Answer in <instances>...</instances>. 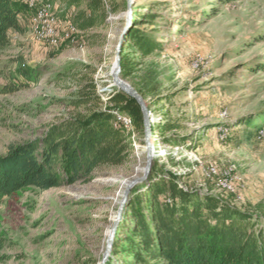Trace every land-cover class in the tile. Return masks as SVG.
Listing matches in <instances>:
<instances>
[{
    "label": "rangeland",
    "instance_id": "374dc122",
    "mask_svg": "<svg viewBox=\"0 0 264 264\" xmlns=\"http://www.w3.org/2000/svg\"><path fill=\"white\" fill-rule=\"evenodd\" d=\"M86 1L69 8L68 0H44L52 11L47 35L38 36L30 18L22 19L21 33L9 34L0 52V84L19 88L0 95V156L91 110L127 115L108 103L116 93L111 72L127 0H103L101 23L79 29L75 15L88 11ZM130 9L129 30L161 43L144 56L127 40L123 55L131 70L121 77L150 107L157 165L179 175L184 189L262 215L264 0H131ZM148 15H155L154 23ZM89 83L99 100L84 99ZM259 114L263 120L252 122L257 128L246 123ZM170 122L176 129L167 137L175 142H164L158 126ZM125 143L119 164L100 166L87 180L1 200L0 264H98L121 191L145 164L144 137ZM229 169L228 191L215 183ZM109 264L122 260L112 256Z\"/></svg>",
    "mask_w": 264,
    "mask_h": 264
},
{
    "label": "trees",
    "instance_id": "16d2710c",
    "mask_svg": "<svg viewBox=\"0 0 264 264\" xmlns=\"http://www.w3.org/2000/svg\"><path fill=\"white\" fill-rule=\"evenodd\" d=\"M82 1L68 0V6H79ZM85 3L88 11L75 15L79 29L100 24L107 11L103 0ZM32 12L23 0H0V52L9 46L11 32L23 31L21 21ZM147 17L149 23L155 22V15ZM127 40L144 56L161 49V43L136 27L129 30ZM120 67L121 77L126 78L131 63L123 48ZM23 75L33 78L27 71ZM89 86L90 93L84 99L99 100L95 86ZM18 88L13 82L0 84V95ZM109 96L111 108L132 118L133 133L114 127L116 119L110 109L91 110L88 115L51 126L43 138L15 145L7 156H0V201L28 189L47 190L87 180L96 168L119 164L125 142L136 134L144 137V118L133 98L117 89ZM255 118L263 120L259 114L246 123L257 128V123H252ZM158 128L164 142H175L176 137H167L176 129L174 122ZM180 178L169 171L165 174L153 160L146 182L136 185L128 195L106 264L112 256L122 264H264V213L253 214L218 196L184 189ZM1 242L0 236V248Z\"/></svg>",
    "mask_w": 264,
    "mask_h": 264
},
{
    "label": "water",
    "instance_id": "95a60500",
    "mask_svg": "<svg viewBox=\"0 0 264 264\" xmlns=\"http://www.w3.org/2000/svg\"><path fill=\"white\" fill-rule=\"evenodd\" d=\"M127 3H128V13H127L128 19H127L126 27L121 35V38L115 47L114 64L111 72V86L125 93L127 96L133 98L141 109L144 118L145 164L141 169V174L139 176H136L128 180L121 191L120 200L118 202L111 227L106 235L103 251L101 253V257L98 264H106V261L110 254L112 242L116 233L118 223L121 219L122 212L126 205L128 195L136 185L144 183L147 180L153 160L155 158V147H154L153 135H152L153 121L151 118V112L148 109V106L145 100L142 98V96L133 87H131L121 78L120 54L126 42V36L128 34V30L131 22L129 19V15L131 11L130 9L131 0H127Z\"/></svg>",
    "mask_w": 264,
    "mask_h": 264
},
{
    "label": "built area",
    "instance_id": "2783aa9c",
    "mask_svg": "<svg viewBox=\"0 0 264 264\" xmlns=\"http://www.w3.org/2000/svg\"><path fill=\"white\" fill-rule=\"evenodd\" d=\"M23 1L28 5L29 8L33 10V12L30 15V25L33 31L36 32V34L40 37L47 35L48 23L49 21L52 20L51 17L52 11L50 9V6L48 4H45L44 0H23ZM115 115L117 116V117L115 116L116 122L114 124L116 127H121L128 133L134 132V122L130 116L120 115L119 113ZM263 132L264 131H261L260 133ZM230 171L231 169L224 172V174L222 175H216V171L211 170L210 174L216 175V177H218L215 183L218 187H222L226 189L228 188L227 190L229 191L231 189V188L229 189L230 185L228 180V178L230 179L229 177Z\"/></svg>",
    "mask_w": 264,
    "mask_h": 264
},
{
    "label": "bare ground",
    "instance_id": "6f19581e",
    "mask_svg": "<svg viewBox=\"0 0 264 264\" xmlns=\"http://www.w3.org/2000/svg\"><path fill=\"white\" fill-rule=\"evenodd\" d=\"M125 184V182L122 183V186Z\"/></svg>",
    "mask_w": 264,
    "mask_h": 264
}]
</instances>
